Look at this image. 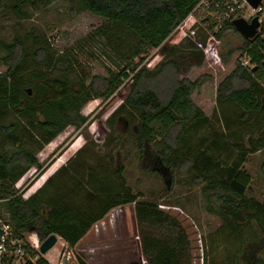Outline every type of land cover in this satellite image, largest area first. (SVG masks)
Masks as SVG:
<instances>
[{
    "label": "trees",
    "instance_id": "trees-1",
    "mask_svg": "<svg viewBox=\"0 0 264 264\" xmlns=\"http://www.w3.org/2000/svg\"><path fill=\"white\" fill-rule=\"evenodd\" d=\"M56 1L0 0V14L8 11L20 20H29L30 11ZM72 1L77 12L88 11L106 20L77 45L55 51L48 37L36 29L16 33L9 42L0 38L4 53L0 67H7L0 74V215L8 213L10 220L6 221L23 239L24 233L33 231L41 244L56 234L71 247L92 224L122 205L135 203L139 225L175 222L158 203L139 201L141 196L133 194L124 177L116 192L102 187L101 194L106 192V197L90 194L100 203L106 201L90 219L62 196L56 195L53 202L45 201L41 192L25 198L41 174L56 162L53 158L47 164L40 163L38 154L68 128L83 130L90 120L83 112L85 107L94 100H99L100 106L107 104L128 81L124 104L110 122L117 119L126 130L130 125L124 112L136 114L132 131L141 167L161 174L167 192L172 190L169 185L175 173L183 169L190 182L203 185L207 210L222 220L221 228L211 237L212 242L225 247L222 264H264L260 255L264 254V201L250 194L252 178L243 169L250 155L262 152L264 156V38L246 39L231 22L218 32L211 27L212 51L223 64L235 53L241 57L247 53L250 65L238 62L219 84L217 108L208 117L191 98L207 77L197 81L180 78L192 67L202 66L207 51L168 45L172 33L201 0ZM221 45L229 47L227 53ZM156 51L162 56L158 63L152 56ZM80 55L102 64L108 77L90 76V68L79 60ZM149 65L154 69L148 70ZM163 81L167 84L164 95L160 87ZM6 146L14 149L8 151ZM123 169L121 166L118 173ZM32 170L38 174L35 180L23 192L16 189L18 181ZM64 170L56 175L65 176ZM54 180L50 178L48 184ZM75 188L86 187L78 182ZM178 226L173 237L143 235L142 250L148 264H183L189 242ZM31 254L39 256L37 264H50L39 251L32 248ZM77 261L88 264L82 257ZM5 264H13V259Z\"/></svg>",
    "mask_w": 264,
    "mask_h": 264
},
{
    "label": "rangeland",
    "instance_id": "rangeland-1",
    "mask_svg": "<svg viewBox=\"0 0 264 264\" xmlns=\"http://www.w3.org/2000/svg\"><path fill=\"white\" fill-rule=\"evenodd\" d=\"M76 3L72 0H57L52 5L41 10L30 11L31 18L29 20H20L8 11L0 14V38L6 41L12 40L16 33L24 34L32 29H36L44 33L51 42L55 51L62 52L65 49L77 45L81 40L86 38L91 32L106 23L102 17L96 16L88 11L77 12ZM188 28H196L198 36L196 41L201 45L197 46L195 42L187 39L183 34L176 33L168 40V45L178 46L182 49L189 50L190 48H197L207 51L208 55L202 66L198 68L192 67L190 72L185 75H180V78L191 81H197L199 78L206 76L205 84L201 89H196L192 94L194 103L208 104L211 107V102L216 98V85L223 81L240 62V53H235L231 60L224 65L219 56L212 51V23L205 24L202 21L191 20L188 22ZM229 47L221 45V50L227 53ZM4 55L0 51V56ZM156 63L162 60L157 51L152 54ZM79 60L88 65L90 68V76H99L107 78L108 74L102 64L92 62L85 55H80ZM148 70H153L154 66H146ZM7 71V67H0V74ZM90 80L87 81V85ZM149 84L155 85L156 82L149 81ZM166 83L161 82L160 87L166 90ZM164 88V89H163ZM130 89V82L126 81L113 98L107 104L100 106L99 100H94L89 103L85 109L84 114L90 116L87 126L82 130H76L75 127L68 128V130L60 137V139L48 146L45 151L40 152L41 163L47 164L53 158L70 160L77 151L81 148L89 149L94 146L96 149L100 146H107L113 150L119 148L122 150V164L123 177L127 187H130L133 194L140 195L139 201L158 203V208L164 213H168L171 220L175 221L173 224H141L139 225V241L141 248L143 247V235L147 234L152 237L166 238L169 235L176 236L178 231V224L186 233L187 254H184L183 264H222L224 261L225 247L221 243H214L211 237L221 228L222 220L217 215L210 213L206 208V201L202 195V184H194L190 182V175L183 169L175 173V180L172 185L171 192H167V185L164 183L162 175L154 171L143 169L141 167L139 154L136 143L134 141V133L132 131L134 124L137 123V116L132 111L124 112V117L129 120V125L126 130L123 126L117 124V119L110 122L112 114L124 104L125 96ZM204 101V102H203ZM13 119V118H12ZM11 119V120H12ZM122 129V131H120ZM121 140L113 143L114 137H119ZM88 138V139H87ZM159 139V138H158ZM120 148L118 146L121 145ZM13 147L6 146V150H13ZM95 155L102 158V154L96 151ZM101 150V149H100ZM112 150V152H113ZM82 158V157H81ZM98 158V159H99ZM105 160V159H104ZM103 160V161H104ZM264 158L262 154L250 156L249 160L243 165V169L247 171L252 178L250 185V194H252L258 201H264ZM93 162H97L96 157ZM98 163V162H97ZM96 163V164H97ZM247 163V164H246ZM49 168L45 171L39 179L35 182V186H40V191L46 187ZM101 169V168H100ZM96 169L91 178L86 175L80 181L84 184L91 193H101V188H110L114 185L115 179L110 176L106 169ZM38 175V174H37ZM35 171L27 172L16 184V189L23 191L35 176ZM86 178V179H85ZM114 179V180H112ZM116 185L119 179L116 180ZM67 186H70L66 183ZM45 190V192H46ZM65 191L63 192V194ZM51 196L50 194H48ZM2 209L0 208V211ZM5 220L8 218V213L3 215ZM178 223V224H177ZM171 232V233H170ZM26 241L33 247L34 250L39 251L36 233L31 231L23 234ZM64 248L62 242L58 241L56 245L48 251L46 257L54 264H60V259ZM143 252V250H142ZM75 253V252H74ZM144 255V254H143ZM264 258V254H260ZM80 257V256H77ZM146 264H148L144 256ZM22 263V262H21ZM226 264V262H224Z\"/></svg>",
    "mask_w": 264,
    "mask_h": 264
},
{
    "label": "crops",
    "instance_id": "crops-1",
    "mask_svg": "<svg viewBox=\"0 0 264 264\" xmlns=\"http://www.w3.org/2000/svg\"><path fill=\"white\" fill-rule=\"evenodd\" d=\"M224 65L227 66V64ZM194 68L198 67L195 66ZM221 82L216 85V91ZM210 104L211 107H209L206 102L205 104L196 103V105L200 107L201 110L208 117H211L217 108L216 98ZM120 131H122V129ZM119 140H121V135L118 138L114 137L112 139L114 144H116V142ZM123 144L124 143L122 142V144H119L118 146H120L121 148L123 147ZM47 147L48 146H46L45 149ZM45 149L43 151H45ZM95 149L96 148L94 146H90L89 149L81 148L79 149V151H77L76 155H74L70 160L66 161L65 158L57 159L55 164L50 167L51 169L48 174V180L52 177L53 179H55L52 185L47 184L48 188H52L46 190L45 187L43 191H40V186L34 185L26 194L25 198H28L38 192H41V196H43L45 201L50 200L51 202H53L54 197L56 195L62 196L66 198L65 201L69 202L70 206L77 208V212L79 211L82 214L85 213L87 219L95 217L106 204V201L100 203L96 197H91V192L88 191L86 188H75L77 183L81 182L80 179L83 180V175L84 177L87 175L90 180L91 174H94L96 169L101 168L100 170H102V168H104L107 170L106 173L108 172L110 176L115 179L114 185L110 188L116 192V187L120 189V182L123 178V174L118 173V169L123 166L121 153L122 150L119 148L113 150L112 148H109L107 146L101 148L100 146L97 147L96 151L98 150L99 153L102 154V158H104V160L95 155ZM256 154H262L263 156L262 152L255 153L250 156ZM37 157L39 162L41 163L39 159L40 155H38ZM95 157L98 163L93 162ZM262 165H264V161ZM62 169H65L64 172L66 171V175L63 177L60 175H56L59 170ZM34 178H36V176ZM117 178L119 179L118 185H116ZM32 181L33 179L30 181V183ZM66 183H68L70 186H67ZM64 191L65 193L63 194ZM48 194H50L51 196H49ZM95 196H97L98 198H104L107 196V194L106 192L103 194L95 193ZM48 210L49 208L46 209L45 212ZM57 237L58 241L62 242V246L64 248L63 251H66L68 248H70L76 259L77 256H80L88 264H141L142 259H144V255L139 241V222L136 215L135 203L112 208L107 214H105L102 219L92 224L90 229L85 233V235L78 241V243L74 247H71L68 242L63 240L59 235H57ZM36 238L38 242L37 244L39 246L40 243L38 237ZM43 257L50 264H54L50 259H48V257H46V255H43Z\"/></svg>",
    "mask_w": 264,
    "mask_h": 264
},
{
    "label": "built area",
    "instance_id": "built-area-1",
    "mask_svg": "<svg viewBox=\"0 0 264 264\" xmlns=\"http://www.w3.org/2000/svg\"><path fill=\"white\" fill-rule=\"evenodd\" d=\"M255 17H258L261 24L257 37L264 38V0H261L256 8L249 0H201L170 37L180 33L201 47L196 41L198 30L196 28H188L187 25L192 19L197 22L209 20L214 25V32H218L226 22L232 23L235 19L240 18L251 22ZM240 63L243 66L250 65L247 53L242 55ZM32 248L29 242L16 234L14 227L0 215V264H5L10 259H13V264H24L27 261L37 264L39 256H32ZM64 254L65 251L62 252L60 259L63 260ZM60 264H62V261ZM141 264H146V261L142 259Z\"/></svg>",
    "mask_w": 264,
    "mask_h": 264
},
{
    "label": "water",
    "instance_id": "water-1",
    "mask_svg": "<svg viewBox=\"0 0 264 264\" xmlns=\"http://www.w3.org/2000/svg\"><path fill=\"white\" fill-rule=\"evenodd\" d=\"M249 1L255 8L258 7V5L261 2V0H249ZM232 24L244 38L249 40L255 39L257 37L261 27L258 17H255L251 22H248L242 18L235 19L232 22ZM263 66H264V62H263ZM57 241H58L57 235L53 234L49 236L40 244L39 252L41 254H46L50 249H52L56 245ZM62 264H79L70 248H68L65 251Z\"/></svg>",
    "mask_w": 264,
    "mask_h": 264
}]
</instances>
